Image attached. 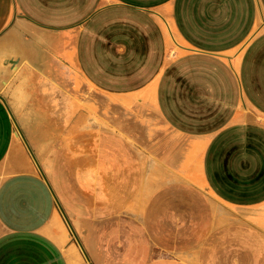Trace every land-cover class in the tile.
<instances>
[{"label": "crops", "instance_id": "0c3cea01", "mask_svg": "<svg viewBox=\"0 0 264 264\" xmlns=\"http://www.w3.org/2000/svg\"><path fill=\"white\" fill-rule=\"evenodd\" d=\"M0 95L95 264L162 244L100 211L127 193L264 207V0H0ZM0 264H84L1 99Z\"/></svg>", "mask_w": 264, "mask_h": 264}, {"label": "rangeland", "instance_id": "374dc122", "mask_svg": "<svg viewBox=\"0 0 264 264\" xmlns=\"http://www.w3.org/2000/svg\"><path fill=\"white\" fill-rule=\"evenodd\" d=\"M52 99L56 100V96ZM51 105L50 111L46 113V119L56 122L58 119L57 105L56 103ZM22 115V118L17 119L19 127L26 122L24 114ZM20 128L24 132V128ZM27 153L31 157L28 150ZM31 160H33L32 157ZM153 187L151 185V188ZM157 193L154 191L130 192L127 194L131 197L125 201L127 206H106L100 209L103 214L115 218L116 225L122 229L129 226L125 224V218H145L147 223L142 226L147 227L153 226V223L149 224V221L153 222L155 219L161 221L162 244H154V240L151 241L147 248L149 255L143 257L144 264H264V207H206L204 209L170 207L166 205L169 204L170 194L165 192L160 197L163 204L161 208L145 206ZM120 194L117 191L106 192L103 189L101 201L107 204V199H109V204L116 203L114 201ZM180 196H184V193H178L179 198ZM118 203L122 202L118 201ZM143 219L140 221H144ZM152 231L151 238L154 237ZM158 233L157 229L156 238ZM70 235L81 252L84 264H95L77 233L89 260L86 259L71 229ZM114 243L115 247L109 249L108 253L96 264H137V257L129 254L128 246L131 243L129 232L121 233ZM255 258L258 259L256 263Z\"/></svg>", "mask_w": 264, "mask_h": 264}, {"label": "water", "instance_id": "95a60500", "mask_svg": "<svg viewBox=\"0 0 264 264\" xmlns=\"http://www.w3.org/2000/svg\"><path fill=\"white\" fill-rule=\"evenodd\" d=\"M0 99L3 101L5 107L7 108L8 112H9V115H10V117L12 118V120H13L15 126H16V129H17L18 132H19L20 137L22 138V140H23V142H24V144H25L27 150L29 151V153H30V155H31V157H32V159H33L35 165H36L37 168L39 169V171H40V173H41V175H42V177H43L45 183L47 184V186H48V188H49L51 194L53 195V197H54L56 203L58 204V206H59V208H60V210H61V212H62V214H63V216H64V218H65V220H66V222H67V224H68V226H69V228L71 229V231H72V233H73V235H74L76 241L78 242V244H79L81 250L83 251V253H84L85 257H86V259L89 260V257H88V255H87L85 249L83 248L81 242L79 241V239H78V237H77V235H76V233H75V231H74V229H73V226H72L71 222L69 221V219H68V217H67V215H66V213H65V211H64V209H63V207L61 206V204H60V202H59V200H58V198H57L55 192L53 191V189H52V187H51V185H50V183H49V181H48L46 175L44 174L43 169L41 168V166H40V164H39L37 158L35 157L33 150L31 149V147H30L29 143L27 142V140H26V138H25V136H24V134H23L21 128L19 127V124H18L16 118L14 117L13 113H12L11 110L9 109V107H8V105H7V103H6L5 98H4L2 95H0ZM89 264H92V263H89Z\"/></svg>", "mask_w": 264, "mask_h": 264}]
</instances>
